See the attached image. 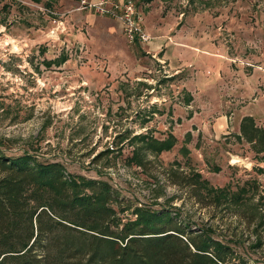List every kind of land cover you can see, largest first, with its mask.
I'll list each match as a JSON object with an SVG mask.
<instances>
[{"label": "rangeland", "instance_id": "rangeland-1", "mask_svg": "<svg viewBox=\"0 0 264 264\" xmlns=\"http://www.w3.org/2000/svg\"><path fill=\"white\" fill-rule=\"evenodd\" d=\"M123 1L0 0V151L106 181L121 217L167 209L232 264H264V152L239 132L245 117L264 129V0H132L147 44L101 12Z\"/></svg>", "mask_w": 264, "mask_h": 264}, {"label": "trees", "instance_id": "trees-1", "mask_svg": "<svg viewBox=\"0 0 264 264\" xmlns=\"http://www.w3.org/2000/svg\"><path fill=\"white\" fill-rule=\"evenodd\" d=\"M239 132L252 149L264 152V129L253 118H243ZM134 139L143 143L147 136ZM164 147L144 143L149 151ZM172 174L183 187L198 185L200 178ZM207 185L199 182L198 189L215 202L221 192ZM116 199L109 183L69 175L59 161L0 151V264H232L230 247L208 229L183 227L169 210L148 206L121 217Z\"/></svg>", "mask_w": 264, "mask_h": 264}, {"label": "built area", "instance_id": "built-area-1", "mask_svg": "<svg viewBox=\"0 0 264 264\" xmlns=\"http://www.w3.org/2000/svg\"><path fill=\"white\" fill-rule=\"evenodd\" d=\"M101 12L120 21L122 32L129 43H149L150 37L142 29L143 16L132 0H124L119 5H112L110 9H101Z\"/></svg>", "mask_w": 264, "mask_h": 264}]
</instances>
